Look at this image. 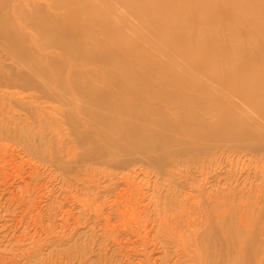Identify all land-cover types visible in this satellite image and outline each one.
<instances>
[{
  "label": "rangeland",
  "instance_id": "obj_1",
  "mask_svg": "<svg viewBox=\"0 0 264 264\" xmlns=\"http://www.w3.org/2000/svg\"><path fill=\"white\" fill-rule=\"evenodd\" d=\"M155 1L0 0V255L264 264V90L224 81L246 67L264 81V0H246L254 25L243 0L164 1L173 26Z\"/></svg>",
  "mask_w": 264,
  "mask_h": 264
},
{
  "label": "bare ground",
  "instance_id": "obj_2",
  "mask_svg": "<svg viewBox=\"0 0 264 264\" xmlns=\"http://www.w3.org/2000/svg\"><path fill=\"white\" fill-rule=\"evenodd\" d=\"M156 1H158V0H156ZM156 1H155V3H156ZM160 1V3L158 4V8H160V9H162V10H165V11H168L170 14H172V16L170 15V14H168V15H170V18H168V20H167V22H170L169 24H172V26L175 24V21H176V19H175V15H176V13H177V9L176 8H172L171 6L172 5H168L167 3L166 4H164L163 2L165 1H170V0H159ZM195 1V0H194ZM162 2V3H161ZM137 3V2H136ZM194 3V2H193ZM196 3V2H195ZM128 5H131V3H130V1H128ZM241 8H242V10L244 11V13L249 17V21H250V23L252 24V25H254V22H253V19L249 16L250 14H252V12L253 11H255L256 10V8H259V5L257 4V3H248L246 0H243L242 2H241ZM135 6V5H134ZM138 7V6H137ZM197 8H198V6H197ZM257 12V11H256ZM140 13H142V11H140ZM143 14V13H142ZM254 15V14H253ZM146 17V16H145ZM151 18V17H150ZM143 19V18H142ZM144 20H145V18H144ZM147 20V19H146ZM141 21V20H140ZM151 22V21H150ZM159 22V21H158ZM248 22V21H247ZM148 23H149V20H148ZM157 25V24H156ZM159 25V24H158ZM261 25V27L263 28V25L262 24H260ZM259 25V26H260ZM154 26V25H153ZM163 26V25H162ZM172 26H169V27H172ZM157 28V27H156ZM159 28H160V26H159ZM257 28L259 29L260 27H258L257 26ZM167 29V28H166ZM177 38V37H176ZM202 36H200V40H198V44H197V47L200 49V51H201V49L202 48H206V46L205 45H203V43H201V40H202ZM75 44H77V42H75ZM252 44V43H251ZM255 44V43H254ZM264 44V43H263ZM78 45H80V44H78ZM253 45V44H252ZM81 46V45H80ZM79 46V47H80ZM264 46V45H263ZM64 47V46H63ZM196 47V48H197ZM198 48H197V54L199 53V51H198ZM82 49V48H81ZM207 49V48H206ZM88 50V49H87ZM203 51H205V50H203ZM196 52V51H195ZM185 53V52H184ZM208 53V52H207ZM75 54V53H74ZM193 54V53H192ZM77 55V54H76ZM150 55V54H149ZM156 56V55H155ZM187 56V55H186ZM191 56V55H190ZM212 55H210V54H206V56H205V58H204V61L205 62H203L204 63V65L205 66H207V68H208V70H210V71H212V72H214V70L217 72V69H214L215 68V66L213 65V63H212V57H211ZM203 57V56H202ZM144 58V57H143ZM236 58L237 57H235L233 54H230L229 55V58L228 59H230L233 63H236ZM76 59V58H75ZM147 59V58H146ZM146 59H144L145 61H146ZM158 59V58H157ZM156 59V60H157ZM201 59V58H200ZM261 59V58H260ZM102 60V59H101ZM105 61V60H104ZM148 61V60H147ZM152 61H153V59H152ZM158 61V60H157ZM101 62V61H100ZM139 62V61H138ZM202 62V61H201ZM119 63V62H118ZM149 64H150V62H148ZM153 63V62H152ZM146 64V63H145ZM148 64V65H149ZM153 64H155V65H157L156 64V61H155V63H153ZM101 65V64H100ZM152 65V64H151ZM167 65V64H166ZM154 66V65H153ZM158 66H160V65H157V67ZM173 66V65H172ZM212 66V67H211ZM234 66V65H233ZM141 67V66H140ZM146 67V66H145ZM170 67V66H169ZM164 68V67H163ZM166 68V67H165ZM172 68V67H171ZM157 69V68H156ZM162 69V68H161ZM235 69V68H234ZM263 69V68H262ZM152 70V69H151ZM207 70V69H206ZM221 70V69H220ZM219 70V71H220ZM140 71H141V69H140ZM145 71V70H144ZM143 71V72H144ZM149 71V70H148ZM147 71V72H148ZM162 71H164V70H161V72ZM172 71V70H171ZM184 71V70H183ZM250 71V69H248L247 67L246 68H241L239 71L238 70H227V76L224 78V81L228 84V86L230 85V87L232 86L233 88L235 87L236 88V91L235 92H238V94H240V95H244V96H247V97H249V96H252L253 94H255V88H256V84H258V88H257V91L258 92H260V93H262L263 92V90H264V81L262 80V82H260V83H257V82H254L255 80L254 79H245V77L244 76H246V74H247V72H249ZM252 71V70H251ZM147 72H145V74L147 73ZM158 72V71H157ZM237 72V73H236ZM253 72V71H252ZM263 72V71H262ZM158 73H160V72H158ZM208 73V72H207ZM251 73V72H250ZM186 74V73H185ZM210 74V73H209ZM237 74V75H236ZM131 75H132V73H131ZM135 75V74H134ZM160 75H161V73H160ZM164 75H166V74H164ZM168 75H170V76H168V77H171L172 78V76H171V74H168ZM179 75V74H178ZM177 75V76H178ZM215 75V74H214ZM251 75V74H250ZM124 76V75H123ZM126 76V75H125ZM157 76V75H156ZM263 76V75H262ZM128 77V76H127ZM150 77V76H149ZM153 77H154V75H153ZM159 77V76H158ZM162 77V76H161ZM167 77V78H168ZM180 77H182V76H180ZM125 78V77H124ZM157 78V77H156ZM166 78V79H167ZM175 78V77H174ZM134 79V78H133ZM132 79V80H133ZM137 79V78H136ZM173 79V78H172ZM172 79H171V81H172ZM180 79V78H179ZM131 80V79H130ZM139 80H140V78H139ZM148 80H150V79H148ZM160 80H161V78H160ZM169 80V79H168ZM176 80V79H175ZM153 81V80H152ZM129 82V81H128ZM132 82V81H131ZM135 82V81H134ZM134 82H132V83H134ZM180 82V81H179ZM75 83V82H74ZM122 83V82H121ZM141 83V82H140ZM165 83V82H164ZM196 84V83H195ZM182 85V84H181ZM75 86V85H74ZM143 86V85H142ZM154 86V85H153ZM188 86V85H187ZM198 86V85H197ZM189 87H190V85H189ZM202 87V86H201ZM146 88H147V86H146ZM152 88V87H151ZM209 89V88H208ZM211 89V88H210ZM132 90V89H131ZM167 90V89H166ZM172 90V89H171ZM176 91H177V89H175ZM174 90V91H175ZM189 90V89H188ZM199 90V89H198ZM134 91V90H133ZM144 91H146V90H144ZM148 91V90H147ZM194 91V90H193ZM215 91V90H214ZM123 92V91H122ZM150 91H148V93H149ZM152 92V91H151ZM150 92V93H151ZM160 92H161V90H160ZM167 92V91H166ZM166 92H164V93H166ZM169 92V91H168ZM196 92H197V89H196ZM206 92V91H205ZM216 92V91H215ZM137 93V92H136ZM176 93V92H175ZM174 93V94H175ZM220 93H222V92H220ZM231 93V92H230ZM122 94V93H121ZM130 94H133L132 92L130 93ZM129 94V95H130ZM144 94H146V93H144ZM159 94V93H158ZM171 95H173V93H170ZM178 94H179V92H178ZM229 94V93H228ZM115 95V94H114ZM152 95H153V92H152ZM155 95H157V94H155ZM176 95V94H175ZM196 95V94H195ZM77 96H78V94H77ZM101 96V95H100ZM131 96V95H130ZM135 96H137V95H135ZM139 96V95H138ZM165 96V95H164ZM178 96V95H177ZM200 96V95H199ZM104 97V96H103ZM114 98L115 97H117L116 99H119V97L118 96H113ZM133 97V96H132ZM151 97V96H150ZM179 97V96H178ZM178 97H175V98H178ZM182 97V96H181ZM196 97V96H195ZM201 97V96H200ZM92 98V97H91ZM90 98V99H91ZM106 98V97H105ZM104 98V99H105ZM109 98V97H108ZM173 98H174V96H173ZM186 98V97H185ZM194 98V97H193ZM93 99V98H92ZM104 99H101V100H104ZM107 99V98H106ZM105 99V100H106ZM121 99V98H120ZM187 99V98H186ZM185 99V101H187ZM188 99H190V97L188 98ZM195 99V98H194ZM262 99V98H261ZM82 100V99H81ZM112 100V99H111ZM128 100H130V99H128ZM158 100V99H157ZM173 100V99H172ZM180 100V99H179ZM182 100V99H181ZM197 100V99H196ZM225 100H227V99H225ZM117 101V100H116ZM120 101V100H119ZM133 101H134V98H133ZM136 101V100H135ZM189 102L190 101H192L191 99L190 100H188ZM212 101V100H211ZM231 101V100H230ZM234 101V100H233ZM92 102V101H91ZM94 102H95V100H94ZM103 102V101H102ZM101 102V103H102ZM109 102V101H108ZM150 102V101H149ZM167 102V101H166ZM178 102V101H177ZM194 102H195V100H194ZM228 102V101H227ZM79 103H81V102H79ZM107 103V102H106ZM117 103H118V101H117ZM120 103V102H119ZM132 103V102H131ZM176 103V102H175ZM182 103H184L183 102V100H182ZM186 103V102H185ZM188 103V102H187ZM186 103V104H187ZM235 103V102H234ZM89 104V103H88ZM173 104V103H172ZM178 104V103H177ZM198 104H199V102H198ZM214 104V103H213ZM246 104V103H245ZM72 105H73V103H72ZM102 105V104H101ZM143 105V104H142ZM148 105V104H147ZM165 105V104H164ZM195 105V104H194ZM248 105V104H247ZM81 106V105H80ZM90 106V105H89ZM120 106V105H119ZM118 106V107H119ZM144 106V105H143ZM150 105H148V106H146V107H149ZM155 106V105H154ZM153 106V107H154ZM178 106H179V104H178ZM196 106H199V105H197L196 104ZM233 107H234V105H232ZM250 106V105H249ZM96 107V106H95ZM104 107H105V105H104ZM117 107V106H116ZM115 107V108H116ZM238 107V106H237ZM254 107V106H253ZM72 108V107H71ZM86 107H84V109H85ZM101 108V107H100ZM106 108V107H105ZM108 108H110V107H108ZM129 108V107H128ZM139 108V107H138ZM137 108V109H138ZM140 108H143V107H140ZM145 108V107H144ZM150 108H151V106H150ZM158 108V107H157ZM174 108V107H173ZM90 109H92V108H90ZM102 110H104V108H101ZM155 109V108H154ZM177 109V108H176ZM188 109H189V107H188ZM223 109V108H222ZM251 109V108H250ZM79 110V109H78ZM86 110H88V112L90 111L89 109H87L86 108ZM101 110V111H102ZM108 110V109H107ZM118 110V109H117ZM116 110V111H117ZM143 110V109H142ZM174 110V109H173ZM180 110H182V109H180ZM238 110V109H237ZM75 111V110H74ZM85 111V110H84ZM112 111H114V110H112ZM178 111H179V109H178ZM178 111H176L175 112V114L178 112ZM183 111V113H184V110H182ZM246 111V110H245ZM81 112V111H80ZM111 112V111H110ZM130 112V111H129ZM133 112V111H132ZM137 112V111H136ZM148 112V111H147ZM146 112V113H147ZM158 112V111H157ZM162 112L163 111H160V113L162 114ZM185 112H187V111H185ZM93 114H95L94 112H92ZM122 113V112H121ZM125 112L123 111V116L125 115L124 114ZM127 113V112H126ZM182 113V112H181ZM195 113V112H194ZM236 113V112H235ZM240 113V112H239ZM241 113H243V112H241ZM98 114V113H97ZM133 114V113H132ZM135 114V113H134ZM144 114V113H143ZM152 114V113H151ZM151 114H148V115H151ZM158 114V113H157ZM160 114V115H161ZM174 114V115H175ZM187 114V113H186ZM185 114V115H186ZM190 114V113H189ZM237 114V113H236ZM235 114V115H236ZM73 115V114H72ZM79 115V114H78ZM85 115H87L88 116V114H86V112H85ZM127 115V114H126ZM130 115H131V113H130ZM140 115V114H139ZM188 115V114H187ZM186 115V116H187ZM192 115V114H191ZM231 115V114H230ZM233 115V114H232ZM248 115H249V113H248ZM247 115V116H248ZM71 116V115H70ZM94 116V115H93ZM103 118L105 117V116H103V115H101ZM101 116H98V117H100L101 118ZM110 116V115H109ZM113 116V115H112ZM122 116V117H123ZM132 116V115H131ZM137 116H138V114H137ZM143 116V115H142ZM180 116V115H179ZM194 116H196L195 114H194ZM221 116H222V114H221ZM251 116V115H250ZM72 117V116H71ZM76 117V116H75ZM82 117H83V115H82ZM86 117V116H85ZM127 117V116H126ZM134 117V116H133ZM132 117V118H133ZM174 117V116H173ZM232 117V116H231ZM259 117V116H258ZM261 117V116H260ZM77 118H78V116H77ZM86 118H88V117H86ZM90 118V117H89ZM92 118H94V117H92ZM96 118V117H95ZM108 118H110V117H108ZM112 118V117H111ZM135 118V117H134ZM163 118H164V116H163ZM165 118H167V117H165ZM193 119V118H197V117H193V115L192 116H188L187 117V119ZM200 118V117H199ZM228 118V117H227ZM240 118V117H239ZM71 119V118H70ZM73 119V118H72ZM98 119V118H97ZM115 119H117L116 117H115ZM186 119V118H185ZM190 119H189V121H190ZM195 119H194V121H195ZM198 119V118H197ZM233 119V118H232ZM78 120V119H77ZM76 120V121H77ZM88 120V119H87ZM90 120V119H89ZM107 120V119H106ZM144 120H145V118H144ZM143 120V121H144ZM165 120V119H164ZM181 120V119H180ZM243 120V119H242ZM258 120V119H257ZM73 121H74V119H73ZM85 121H86V119H85ZM92 121V120H91ZM94 121H95V119H94ZM100 121V120H99ZM113 120H110V122H112ZM128 121V120H127ZM148 121V120H147ZM151 121V120H150ZM154 121V120H153ZM153 121H151V122H153ZM155 121H157V119L155 120ZM155 121H154V123H155ZM168 120L166 119V122H167ZM96 122H97V120H96ZM121 122V121H120ZM130 122V123H129ZM128 123V125L130 126V124H131V121H129ZM136 121H133V124L135 123ZM165 122V121H164ZM164 122H162V123H164ZM172 122H173V120H172ZM178 121H176V125L178 124L177 123ZM181 122V121H180ZM196 122H198L197 120H196ZM260 122H262V121H260ZM259 122V123H260ZM74 123H75V121H74ZM121 123H123V122H121ZM127 123V122H126ZM137 123V122H136ZM135 123V125H137ZM159 123V122H158ZM157 123V124H158ZM183 123V122H182ZM187 123V122H186ZM203 123V122H202ZM217 123H219V122H217ZM217 123H215V124H217ZM256 123H257V121H256ZM76 124H78L77 122H76ZM83 124H85V123H83ZM93 124V123H92ZM98 124H99V122H98ZM104 124H105V122H104ZM103 124V125H104ZM107 124V123H106ZM104 125V127H106L107 125ZM113 124V123H112ZM144 124V123H143ZM146 124V123H145ZM149 124V123H148ZM147 124V125H148ZM153 124V123H152ZM179 124H181V123H179ZM197 124L198 123H196V126H197ZM204 125H207V124H205V123H203ZM211 124V123H210ZM240 124V123H239ZM245 124V123H244ZM243 124V125H244ZM258 124V123H257ZM263 124V123H262ZM103 125H102V127L101 128H104L103 127ZM109 125H111V124H109ZM115 124H113V126H114ZM141 125V124H140ZM155 125V124H154ZM172 125H173V123H172ZM213 125V124H212ZM221 125V124H220ZM233 124H231V126H232ZM241 125V124H240ZM260 125V124H259ZM80 126H81V124H80ZM97 126V125H96ZM101 126V125H100ZM113 126H111V127H113ZM116 126H117V122H116ZM142 126V125H141ZM146 126V125H145ZM144 126V127H145ZM208 126V125H207ZM237 126H239L238 124H237ZM74 127H78V125L77 126H74ZM91 127V126H90ZM109 127V126H108ZM111 127H109V129H111ZM118 127V126H117ZM138 127H140V126H138ZM149 127V126H148ZM152 127V126H151ZM168 128H169V126H167ZM243 127V126H242ZM89 128V127H88ZM114 128H116V127H114ZM126 128V127H125ZM125 128H121V129H123V131L124 132H127V128H126V130H125ZM130 128H131V126H130ZM154 128V127H153ZM166 128V127H165ZM168 128H166V130L168 129ZM171 128H173V127H171ZM179 128V127H178ZM182 128H184V126L182 127ZM186 128V127H185ZM210 128H212V127H209V129ZM237 128V127H236ZM105 129V128H104ZM113 129V128H112ZM138 129V128H137ZM144 129V128H143ZM189 129V128H188ZM202 129V128H201ZM209 129L208 128H206V130H208L209 131ZM233 129V128H232ZM101 130H103V129H101ZM106 130V129H105ZM115 130V129H114ZM118 130H119V127H118ZM147 130V129H146ZM149 130V129H148ZM161 130V129H160ZM174 130V129H173ZM181 130V129H180ZM184 130V129H183ZM182 130V131H183ZM190 130V129H189ZM215 130V129H214ZM213 129H212V132L214 131ZM238 130H241V129H238ZM108 131H110V130H108ZM108 131H105V132H108ZM117 131V130H116ZM129 131V130H128ZM145 131V130H144ZM144 131H142V132H144ZM152 131H153V129H152ZM159 131V130H158ZM187 131V130H186ZM200 131H202V130H200ZM229 131V130H228ZM104 132V131H103ZM102 132V133H103ZM115 132V131H114ZM114 132H113V134H114ZM119 132V131H118ZM118 132H117V135H118ZM121 132H122V130H121ZM123 132V133H124ZM137 132V131H136ZM141 132V131H140ZM147 132H149V131H147ZM161 132V131H160ZM159 132V133H160ZM172 132L173 131H171V134H172ZM194 132V131H193ZM192 132V133H193ZM211 132V131H210ZM223 132V131H222ZM231 133H232V130L230 131ZM154 133V132H153ZM167 133V132H166ZM169 133V132H168ZM173 133H175V132H173ZM187 133V132H186ZM198 133V132H197ZM200 133V132H199ZM199 133H198V135H199ZM234 133H236L235 131H234ZM233 133V134H234ZM89 134V133H88ZM101 134V133H100ZM107 134V133H106ZM105 134V135H106ZM110 134H112L111 132L108 134V135H110ZM120 134V133H119ZM132 134V133H131ZM137 134V133H136ZM136 134H135V136H136ZM162 134V133H161ZM170 134V133H169ZM191 134V133H190ZM201 134V133H200ZM208 134V133H207ZM224 134H226V133H224ZM127 135H129V132H127V134H126V136ZM209 135V134H208ZM213 135V134H212ZM222 135V134H221ZM229 135V134H228ZM231 135V134H230ZM83 136V135H82ZM90 136H91V134H90ZM94 136H95V134H94ZM114 136H116V135H114ZM123 136H124V134L122 135V137L121 138H123ZM149 136V135H148ZM147 136V137H148ZM156 136V138H157V135H155ZM154 135H152V137H155ZM216 136V135H215ZM214 136V137H215ZM227 136V135H226ZM87 137V136H86ZM117 137H119V136H117ZM127 137H130V135L129 136H127ZM151 137V136H150ZM159 137V136H158ZM169 137V136H168ZM94 138V137H93ZM136 138V137H135ZM134 138V139H135ZM137 138H139V137H137ZM85 139H87V138H85ZM107 139H110V138H107ZM112 139H114V138H112ZM141 139H143V138H141ZM154 139V138H153ZM168 139H172L171 137L170 138H168ZM167 139V140H168ZM202 139V138H201ZM206 139V138H205ZM87 140H89V139H87ZM128 140V139H127ZM130 140H131V142H133L132 140V138H130ZM137 140V139H136ZM139 140V139H138ZM145 140V139H144ZM143 140V141H144ZM151 140H152V138H151ZM164 140V139H163ZM166 140V139H165ZM129 141V140H128ZM149 141V140H148ZM157 141V140H156ZM158 141H159V139H158ZM130 142V141H129ZM130 142V143H131ZM140 142V141H139ZM145 142V141H144ZM144 142H142V143H144ZM147 142V141H146ZM145 142V143H146ZM81 143V142H80ZM129 143V145H131ZM160 143V142H159ZM162 143H163V141H162ZM161 143V144H162ZM124 144V143H123ZM127 144V143H126ZM125 144V145H126ZM136 144V143H135ZM164 144H165V142H164ZM121 145V144H120ZM144 145H146V144H144ZM128 146V145H127ZM133 146H134V144H133ZM123 148V147H122ZM134 148V147H133ZM132 148V149H133ZM125 149V148H124ZM135 149V148H134ZM134 149L132 150L133 152H134ZM129 150H131V149H129ZM136 150H137V148H136ZM135 150V151H136ZM132 151H130V152H132ZM138 151H140V149H138ZM10 235V234H9ZM34 250H35V247H33V248H31V249H27V250H25L23 253L25 254L24 256H32L33 255V253H34ZM0 257L3 259L2 261H3V264H4V262H6V260H8L7 261V264H19V260H22L20 257H17L16 258V256H11V257H8V256H6V255H0Z\"/></svg>",
  "mask_w": 264,
  "mask_h": 264
}]
</instances>
